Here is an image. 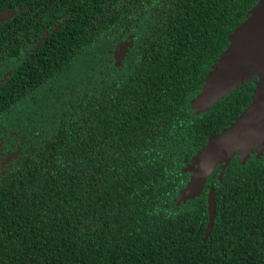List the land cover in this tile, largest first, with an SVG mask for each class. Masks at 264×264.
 <instances>
[{
	"label": "trees",
	"instance_id": "trees-1",
	"mask_svg": "<svg viewBox=\"0 0 264 264\" xmlns=\"http://www.w3.org/2000/svg\"><path fill=\"white\" fill-rule=\"evenodd\" d=\"M103 1L94 17L121 16L122 0ZM258 1L164 0L136 61L37 120L42 143L26 144L0 178V264H264V155L245 164L236 155L222 179L219 165L200 196L174 203L190 180L186 160L254 96L257 77L201 114L190 103ZM140 10L148 17V6ZM109 28L42 39L0 84V137L23 102L37 103L38 89L70 67L55 59L62 43L78 54ZM28 35L41 40L34 30L10 38L0 30V69L21 56ZM211 189L215 219L204 240Z\"/></svg>",
	"mask_w": 264,
	"mask_h": 264
},
{
	"label": "flooded vegetation",
	"instance_id": "flooded-vegetation-1",
	"mask_svg": "<svg viewBox=\"0 0 264 264\" xmlns=\"http://www.w3.org/2000/svg\"><path fill=\"white\" fill-rule=\"evenodd\" d=\"M98 2L99 0H94V3L92 0H10L9 6L0 7V30L6 31V38L11 37L12 31L23 28L24 30H34L36 34H40L41 39L38 42H30L28 35L20 57L4 58L0 69V84L11 75L12 70L22 62V59L34 52L36 45H39L42 39L50 38L55 31H69L76 28L86 31L92 27V23L101 25L105 29L110 26L109 30L103 34L100 44H94L90 49L78 54L74 53L73 46L65 42L62 43L63 53H57L55 59L70 62L71 65L66 69V72L38 89V96L41 100L37 103L35 99L25 100L17 108L18 110L25 106L27 101L28 104L35 107L25 122L13 124L9 120L0 137V178L16 160L18 154L24 151L23 148L26 144L34 146L38 141L42 143V138L37 135V120L42 119L43 115L49 117L65 104L74 105L81 100V95L90 92L99 82L106 81L107 84L112 82L117 77L120 67L131 61H136L135 59L138 58L136 49L139 48L142 38L150 31L151 22L155 21L157 13H161V7L165 6L164 3L157 0H146L145 4H142L140 0H122L121 2L124 4L120 9L121 16L115 11L113 18L106 21L102 16L94 17L93 5H95L97 13L99 8L104 10L107 7L105 1ZM145 6H148V12L144 14L148 16L146 18L141 17L140 10ZM124 11L125 14H122ZM116 18H120V20H116ZM15 20L20 22L14 23ZM5 22L7 23L5 24ZM10 63H16V65L13 69L6 70V66ZM78 65L84 66V69L88 70L98 67L100 71L97 70V73L94 71L89 74L85 88L80 91V96L76 99L68 97V94L76 93V86L68 84L64 90H57V86L61 78L70 76ZM75 83L77 82L75 81ZM45 102L47 105L44 104ZM48 106L53 108L49 112L45 109ZM40 108L43 109L42 112H40ZM31 134H35L32 141L29 139Z\"/></svg>",
	"mask_w": 264,
	"mask_h": 264
},
{
	"label": "water",
	"instance_id": "water-1",
	"mask_svg": "<svg viewBox=\"0 0 264 264\" xmlns=\"http://www.w3.org/2000/svg\"><path fill=\"white\" fill-rule=\"evenodd\" d=\"M229 40L227 48L206 75L202 90L191 99V107L196 114L206 112L240 85L257 77L254 96L228 127L210 136L191 161L186 160L184 171L190 172V180L180 191L176 199L179 201L200 196L219 165H222V179L236 155L244 164L254 153L257 159L264 155V0L250 9L245 20L229 35ZM208 212L204 240L214 225L213 189L208 195Z\"/></svg>",
	"mask_w": 264,
	"mask_h": 264
},
{
	"label": "rangeland",
	"instance_id": "rangeland-1",
	"mask_svg": "<svg viewBox=\"0 0 264 264\" xmlns=\"http://www.w3.org/2000/svg\"><path fill=\"white\" fill-rule=\"evenodd\" d=\"M17 63V62H16ZM16 63L14 64H9L6 66V70H11L13 69V67L16 65ZM84 66L78 65L73 71L72 74L68 77H63L61 78L60 82L58 83L57 86V90H64V88L66 87V85L70 84L72 86H76V93L74 94H68V97L71 98H78L80 96V91L85 88L86 83L89 80V74L93 73L95 71V73H97V70L100 71V69L98 67H95L94 70H88V69H84ZM99 73V72H98ZM75 81L77 83H75ZM69 82V83H68ZM44 104L47 105V103L45 102ZM25 106L20 107L18 110H16L13 115L10 118V122L13 124H16L17 122H25L27 116L33 112L35 110V107H33L32 105L28 104V101L24 104ZM45 109L49 112L51 111L53 108L51 106L45 107ZM43 109L40 108V112H42ZM257 153L252 154V156L256 157ZM251 156V157H252ZM250 157V158H251ZM192 159V157L190 159H188V162H190ZM188 164V163H187ZM186 164V165H187ZM187 185V184H186ZM185 185V186H186ZM179 196V195H178ZM177 196V197H178ZM177 197L175 198V205L176 206H181L184 204H188L192 199L191 198H186L185 201H179L176 200Z\"/></svg>",
	"mask_w": 264,
	"mask_h": 264
}]
</instances>
